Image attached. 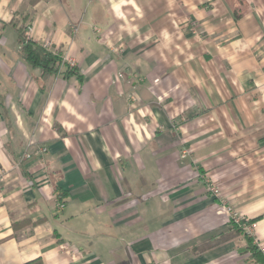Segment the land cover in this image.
<instances>
[{
  "label": "crops",
  "instance_id": "obj_1",
  "mask_svg": "<svg viewBox=\"0 0 264 264\" xmlns=\"http://www.w3.org/2000/svg\"><path fill=\"white\" fill-rule=\"evenodd\" d=\"M32 1L0 0V264H247L202 176L263 244L264 0Z\"/></svg>",
  "mask_w": 264,
  "mask_h": 264
},
{
  "label": "trees",
  "instance_id": "obj_2",
  "mask_svg": "<svg viewBox=\"0 0 264 264\" xmlns=\"http://www.w3.org/2000/svg\"><path fill=\"white\" fill-rule=\"evenodd\" d=\"M38 0H33L32 3H36ZM28 17H25L24 22L18 28V34L20 38L21 49L20 53L23 60L34 68L42 70L44 76L62 74L68 78L70 76H76L77 79L83 83V76L74 67H70L58 52L49 50L48 48L39 45L26 37V33L30 30V26L26 25ZM15 27H18L20 20L15 19L12 21ZM66 66V67H65ZM65 70L63 71V68ZM60 200H64L66 195L59 187L56 189ZM262 217L248 220L244 225H253L259 222ZM232 233L238 229V233L241 234L245 240V246L240 249V253L245 256V262L247 264H264V253L254 244V239L245 234L241 228L233 227Z\"/></svg>",
  "mask_w": 264,
  "mask_h": 264
},
{
  "label": "rangeland",
  "instance_id": "obj_3",
  "mask_svg": "<svg viewBox=\"0 0 264 264\" xmlns=\"http://www.w3.org/2000/svg\"><path fill=\"white\" fill-rule=\"evenodd\" d=\"M246 2H249L250 0H244ZM220 177H216L215 173H212L211 171H207V172H203V176H202V180L204 182V185L206 186V189H207V194L212 197L213 199L215 200H218L222 205V207H224L230 217V229H234L233 227H239L242 229V231L247 234L249 237H252L254 239V244L264 253V250H263V246H264V243L262 244L261 241H257L255 240V238L252 236V234L250 233V229L253 225H244V223L249 220L247 217L244 216V214L239 211L237 208H235L231 203H230V200L228 198L225 197V195L223 194V186H222V183L220 182ZM214 185L216 186L219 190H220V197H215L212 195L211 191H210V185ZM231 209V211L229 210ZM239 213L241 216H242V219L240 221L239 224L235 223L234 220H233V214L232 213ZM238 214V215H239ZM233 231V230H232ZM230 235H228L229 237ZM232 236H233V239L236 240V241H241V242H238L239 245H243L242 249L244 248L245 246V240L243 238V236L241 234L238 233V229H236L234 231V233H232ZM242 243V244H241ZM240 247V246H239Z\"/></svg>",
  "mask_w": 264,
  "mask_h": 264
},
{
  "label": "built area",
  "instance_id": "obj_4",
  "mask_svg": "<svg viewBox=\"0 0 264 264\" xmlns=\"http://www.w3.org/2000/svg\"><path fill=\"white\" fill-rule=\"evenodd\" d=\"M32 145H33V142H29L28 143V147H30ZM44 152H46V149H42V150L39 151V153H44ZM24 158H27V159L31 158L30 152H26L24 154ZM210 191H211V193H212L213 196L220 197V190L216 186H214L213 184L210 185ZM229 210L231 211V209H229ZM232 214H233V220H234V222L237 223V224H239L240 221H241V219H242V216L239 213H237V212H235V213L233 212ZM263 250H264V246H263Z\"/></svg>",
  "mask_w": 264,
  "mask_h": 264
}]
</instances>
